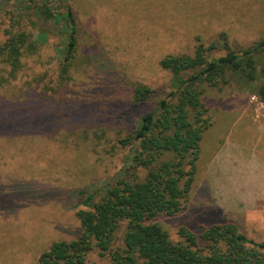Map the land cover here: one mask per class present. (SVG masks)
<instances>
[{
  "label": "rangeland",
  "instance_id": "374dc122",
  "mask_svg": "<svg viewBox=\"0 0 264 264\" xmlns=\"http://www.w3.org/2000/svg\"><path fill=\"white\" fill-rule=\"evenodd\" d=\"M48 10L53 17L43 15ZM71 27L76 43L64 71ZM6 29L24 32L37 48L22 49L13 77L0 58V122L8 123L7 130L0 125V264H36L53 242L79 234L75 213L83 206L74 192L89 186L96 199L126 173L134 150L124 142L132 127L176 88L161 59L192 55L199 43L225 40L233 50L251 46L264 37V0H0V44ZM256 59L264 67V54ZM259 83L237 80L204 89L212 125L202 134L186 207L157 221L172 241L180 240L181 227L199 234L225 221L264 240ZM137 85L156 91L146 104H132ZM39 101L61 111L51 110L59 123L82 126L46 133L43 119L32 123L25 113H33L31 102ZM11 179L45 186L27 184L13 194ZM88 257L107 263L97 253Z\"/></svg>",
  "mask_w": 264,
  "mask_h": 264
},
{
  "label": "trees",
  "instance_id": "16d2710c",
  "mask_svg": "<svg viewBox=\"0 0 264 264\" xmlns=\"http://www.w3.org/2000/svg\"><path fill=\"white\" fill-rule=\"evenodd\" d=\"M64 9H69V5L65 4ZM43 12L46 18L54 16L49 10ZM10 29L4 32L0 58L10 66L9 76L13 77L21 66L22 49L34 52L37 45L24 32ZM221 37L225 38V34ZM75 43V30L71 27L63 57L64 71ZM219 49L225 53L218 57L211 54ZM263 54L264 37L238 50L223 40L207 46L199 43L192 55L163 57L160 66L173 75L176 88L142 114L132 127L124 142L132 144L134 150L126 173L96 199L89 186L74 192L83 206L75 213L79 234L70 241L53 242L38 256L36 264H95L89 261L91 253L106 258V264H264V240L247 237L234 222L204 226L199 234L181 227L178 241H172L157 223L159 218L173 216L186 207L202 134L212 125L204 89L259 79L256 95L264 101V67L259 69L256 59ZM257 75H262L261 79ZM155 92L147 86H134L132 104H146ZM31 103L37 107L35 111L22 113H27L32 123L43 119L44 128L48 125L50 129L46 133L56 132L61 126L68 130L82 126L77 122L59 123L56 114L61 111L48 102ZM0 125L7 130L8 123L1 121ZM27 184L45 186L33 179H11L9 187L17 194L20 191L16 192V187Z\"/></svg>",
  "mask_w": 264,
  "mask_h": 264
}]
</instances>
